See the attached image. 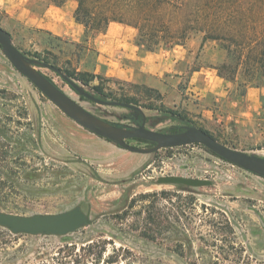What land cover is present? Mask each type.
I'll list each match as a JSON object with an SVG mask.
<instances>
[{"label": "rangeland", "instance_id": "374dc122", "mask_svg": "<svg viewBox=\"0 0 264 264\" xmlns=\"http://www.w3.org/2000/svg\"><path fill=\"white\" fill-rule=\"evenodd\" d=\"M49 4L0 0V26L29 58L73 74L95 97L131 98L144 116L93 103L54 71L37 68L85 109L126 129L145 122L150 130L174 133L194 125L229 147L264 157V87L249 85L241 96L237 85L219 76L217 68L230 62L220 41L203 42L204 33L192 31L177 45L187 58L175 70L154 57L153 73L119 77L120 67L101 61L93 43L45 27ZM133 34L137 41V30ZM172 48L162 45L157 53ZM86 132L20 74L0 47V211L31 216L80 206L91 219L86 228L61 237L14 235L0 227V264H74L89 253V244L99 246L94 255L103 253L98 264L114 250L124 264H264V178L199 144L162 149L147 157V169L129 170L144 159L117 153ZM169 175L209 179L212 185L158 183ZM148 205L158 213L157 224L145 221ZM72 245L75 251L66 248Z\"/></svg>", "mask_w": 264, "mask_h": 264}, {"label": "trees", "instance_id": "16d2710c", "mask_svg": "<svg viewBox=\"0 0 264 264\" xmlns=\"http://www.w3.org/2000/svg\"><path fill=\"white\" fill-rule=\"evenodd\" d=\"M49 1L55 6L61 7L69 0ZM76 1L78 6L74 19L78 24L84 26L85 42H88L90 37L94 38L99 34L106 33L112 22L128 25L137 30L136 44L149 52H157L162 45L168 47L184 45L190 32L201 31L204 33L203 42L220 41L222 48L227 53V60L230 62L222 64L217 68V71L221 78L237 85L236 91H240L241 96L246 95L249 85L264 87V0ZM65 74L67 77L77 80L73 74ZM240 74L244 76L243 82L238 81ZM96 78L101 79L99 76ZM79 81L88 85V82L84 80ZM94 90L100 95L104 94L98 86ZM119 101L133 104V100L126 96ZM135 141L150 144L143 140ZM119 147L121 148V146ZM135 203V200L132 201L129 206L130 210L135 208ZM144 208L148 214L145 219L147 225L157 224L159 222L157 221L158 213L154 205ZM126 214H128L127 211ZM143 235L149 240H157L156 237L149 234ZM95 247L99 246L89 244L88 249L82 247L81 250L87 249L89 253L75 259L74 264H98L101 262L103 253L94 255L92 250ZM66 248L71 251L76 250L74 245ZM103 262L104 264H124L120 261V254L117 250H114V254ZM125 264L132 263L126 262Z\"/></svg>", "mask_w": 264, "mask_h": 264}, {"label": "water", "instance_id": "95a60500", "mask_svg": "<svg viewBox=\"0 0 264 264\" xmlns=\"http://www.w3.org/2000/svg\"><path fill=\"white\" fill-rule=\"evenodd\" d=\"M0 47L13 67L26 77L44 96L56 105L66 116L96 136L109 140L122 149L137 154H153L162 149L179 148L189 145H203L215 155L238 166L243 170L264 178V157L229 147L205 130L191 126H181V131L164 133L146 128L145 122L136 128L126 129L111 125L97 117L81 104L71 98L53 80L37 68H46L57 73L81 97L103 106L122 107L136 110L144 116L143 110L129 103L117 100H104L84 90L71 78L67 77L56 66L38 59L29 58L12 40L11 35L0 26ZM130 140H143L153 144L151 148H140L129 143ZM159 184L183 185L187 187L211 186L209 179H198L183 176H163L158 178ZM91 223L90 217L77 206L71 210L56 214L19 215L0 211V227L8 229L14 235L28 236H67L86 228Z\"/></svg>", "mask_w": 264, "mask_h": 264}, {"label": "crops", "instance_id": "0c3cea01", "mask_svg": "<svg viewBox=\"0 0 264 264\" xmlns=\"http://www.w3.org/2000/svg\"><path fill=\"white\" fill-rule=\"evenodd\" d=\"M77 6L78 3L76 0H69L61 7L50 3L46 9L47 11L45 16L47 17V24L45 27L57 35H69V37L77 43L84 42V26L78 24L74 19ZM133 30L135 29L128 25L112 22L106 33L102 34L100 37L96 36L86 43L91 42L96 46L100 60L106 65H109L110 67L117 65L120 67L121 72L117 74L119 77H121L120 75H123V73H132V75L139 73V75H141V73L147 75L148 73H153L154 71L152 69L151 60L154 57H161L164 60V64L168 67H172L174 70L175 65L178 62L187 58V56L183 54V46H175L174 48L166 51V54L161 53L160 55L157 52H149L141 49L136 44V40L133 36ZM135 61L137 64L134 65L135 67H131ZM86 133L88 137H91L94 141H98L101 144L111 147L114 151H117V153H126L123 155L126 157L131 156L133 159H144V163L142 165L134 167L131 166L129 170H144L149 167V164L145 162H147V157H149L150 154L131 153L127 150L119 148L118 145L113 142H108L107 140L96 136L90 131Z\"/></svg>", "mask_w": 264, "mask_h": 264}, {"label": "flooded vegetation", "instance_id": "af4514ba", "mask_svg": "<svg viewBox=\"0 0 264 264\" xmlns=\"http://www.w3.org/2000/svg\"><path fill=\"white\" fill-rule=\"evenodd\" d=\"M181 131V130H180Z\"/></svg>", "mask_w": 264, "mask_h": 264}]
</instances>
